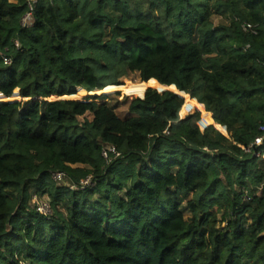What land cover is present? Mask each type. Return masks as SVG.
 I'll use <instances>...</instances> for the list:
<instances>
[{
    "label": "trees",
    "instance_id": "1",
    "mask_svg": "<svg viewBox=\"0 0 264 264\" xmlns=\"http://www.w3.org/2000/svg\"><path fill=\"white\" fill-rule=\"evenodd\" d=\"M105 2L39 0L25 27L26 0H0V264H264V159L240 147L264 122V0ZM53 171L94 185L50 192Z\"/></svg>",
    "mask_w": 264,
    "mask_h": 264
},
{
    "label": "rangeland",
    "instance_id": "2",
    "mask_svg": "<svg viewBox=\"0 0 264 264\" xmlns=\"http://www.w3.org/2000/svg\"><path fill=\"white\" fill-rule=\"evenodd\" d=\"M12 2H15V0H11ZM105 6H103V8L106 10V11H113L112 9V4L115 0H105ZM212 21L216 24V25H224V24H227L229 22V20L223 16V15H220V14H213L212 15ZM14 41H18L17 39H14ZM20 43V41H19ZM21 47V43H20V46L19 48ZM127 80H129L132 84L136 85L138 84L141 80H140V77L138 75V73H130L128 77H122L121 78V81H122V84L125 83ZM80 88H78L79 90ZM117 91H120V94L117 93ZM78 92V91H77ZM20 93V91H19ZM105 93H110L111 96L108 98V99H100L101 101H110V104L111 105H115L117 108H116V111L118 114H125V113H128L129 109L127 107V104H125V101L126 100H131L133 98H135L136 96H130L129 94H125L123 90H115V91H109V90H106ZM100 93H98L97 95H99ZM90 94L87 93L86 95L82 96L81 98L79 99H86L87 97H90L89 96ZM91 96H95V95H91ZM133 97V98H132ZM22 98V97H21ZM57 98H60L58 96H54V97H49L48 99L49 100H52V99H57ZM186 102V98H184ZM21 100H26V98H22ZM185 104V103H184ZM184 106V105H183ZM195 109H198L200 111V117H199V120H198V125L200 126L201 129L205 128L206 126L208 125H214L213 122L217 123L214 118H213V113L210 112V111H207L205 109V107L200 104L199 102H190V101H187L186 103V106L185 107H182L181 111H180V115L181 117H185L189 114L190 111H195ZM209 112L211 114V119H212V122L211 123H207V124H203L202 122L204 121V118L205 116L207 115V112ZM86 119H92V114L91 113H87V115L85 116ZM215 126V125H214ZM216 127V126H215ZM218 130H220L224 135H226L227 137H230V135L228 134L226 128L225 130H221L220 128L216 127ZM40 160V158H37L36 161L38 162ZM84 165L83 164H75V165H72V167H83ZM54 172L56 171H53L51 173V176L47 177L46 178V182H47V187L49 188L50 192H55L56 189L58 188V186L60 187H71L72 190H68V193H72L73 189H75L76 187L80 186L76 183L73 182V180L69 177V176H66L64 180L62 181H57L54 179ZM88 177H91L92 179V182L94 185V178H93V175L92 174H89L87 176H82L80 177V180H79V184L81 183L82 180H84L85 178H88ZM36 188L34 185H29V192L26 193V197H27V206H28V209H34L36 211V209L34 208L33 206V202H32V198L34 195H38V196H41V197H45L48 199L49 203H50V198L48 196V194H44L42 192H35ZM13 192V191H12ZM15 193H17V190L14 191ZM14 193V194H15ZM18 195V193H17ZM191 193L187 196H185L184 200H183V207L185 206L186 208V201L188 199L191 198ZM18 197V196H17ZM59 208L61 209V211L65 212V206L63 204H60L59 205ZM50 211V214L52 213V208L50 207L49 209ZM212 211L216 213V218L217 220L215 221V225L216 227H223L227 224V222L224 220V215H223V211H221L220 209H218V207L214 206L212 208ZM186 212V216H189L190 213L188 212V209L185 210ZM49 214V215H50ZM48 215V216H49ZM250 221V220H248ZM2 250H4L5 248H1ZM17 256L20 258L19 256V253H17ZM19 264H27L24 260H21L19 262Z\"/></svg>",
    "mask_w": 264,
    "mask_h": 264
},
{
    "label": "built area",
    "instance_id": "3",
    "mask_svg": "<svg viewBox=\"0 0 264 264\" xmlns=\"http://www.w3.org/2000/svg\"><path fill=\"white\" fill-rule=\"evenodd\" d=\"M38 4H39V0H26V11L23 14L22 19H21L22 26L28 27L33 24L34 19H35L34 14L38 7ZM243 28L244 30H248L253 33H256L255 25L250 22H246L243 25ZM15 44L17 47L20 46V43L18 41H15ZM2 58H3L4 63L6 64H9L11 62V57L4 53L2 54ZM240 147L245 152L252 155L253 157L264 159V122L260 124L259 133L253 138V141L250 143V145L240 144ZM205 149L209 150L208 147H205ZM102 155L107 161H110L114 157H119L120 152L115 146L110 145L103 149ZM65 177H66V174L64 171L54 172V179L57 181H62L65 179ZM92 184L93 182H92L91 177L85 178L80 183L82 188L87 187ZM32 202H33V206L36 209V211H38L39 213L43 215L50 214L49 209L51 205L47 198L34 195L32 198Z\"/></svg>",
    "mask_w": 264,
    "mask_h": 264
},
{
    "label": "water",
    "instance_id": "4",
    "mask_svg": "<svg viewBox=\"0 0 264 264\" xmlns=\"http://www.w3.org/2000/svg\"><path fill=\"white\" fill-rule=\"evenodd\" d=\"M159 90H161V89H159ZM162 90H171V89H169V88H164V89H162ZM172 91H174V90H172ZM174 92H176V91H174ZM176 93H178V92H176ZM144 94V93H143ZM179 95H181L180 93H178ZM99 95H102V94H99ZM141 96H143V95H141ZM182 97H184L183 95H181ZM22 98H24V97H22ZM21 98V99H22ZM60 98H65V97H60ZM21 99H19V100H21ZM27 99V98H26Z\"/></svg>",
    "mask_w": 264,
    "mask_h": 264
},
{
    "label": "bare ground",
    "instance_id": "5",
    "mask_svg": "<svg viewBox=\"0 0 264 264\" xmlns=\"http://www.w3.org/2000/svg\"><path fill=\"white\" fill-rule=\"evenodd\" d=\"M90 95H94V94H98L97 92H95V93H89ZM65 98H67V97H65Z\"/></svg>",
    "mask_w": 264,
    "mask_h": 264
}]
</instances>
